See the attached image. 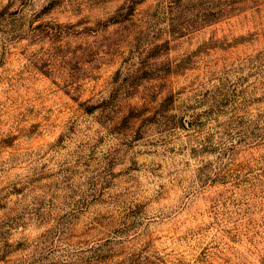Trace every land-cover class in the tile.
Listing matches in <instances>:
<instances>
[{"label":"rangeland","instance_id":"obj_1","mask_svg":"<svg viewBox=\"0 0 264 264\" xmlns=\"http://www.w3.org/2000/svg\"><path fill=\"white\" fill-rule=\"evenodd\" d=\"M0 264H264V0H0Z\"/></svg>","mask_w":264,"mask_h":264}]
</instances>
